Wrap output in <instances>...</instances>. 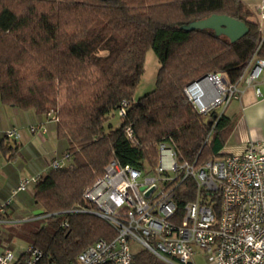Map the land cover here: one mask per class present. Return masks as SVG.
<instances>
[{
    "label": "trees",
    "instance_id": "trees-1",
    "mask_svg": "<svg viewBox=\"0 0 264 264\" xmlns=\"http://www.w3.org/2000/svg\"><path fill=\"white\" fill-rule=\"evenodd\" d=\"M213 14L243 21L247 33L231 42L212 30L186 28ZM251 15L242 0H0V100L56 113V138L70 154L68 165L43 172L31 191V210L56 214L27 230L0 229V248L17 237L39 247L45 264H72L87 245L114 236L95 215L61 213L93 207L83 191L112 159L154 163L161 139L190 162L224 154L236 117L223 112L212 127L183 90L207 72L225 71L237 81L249 59H264V36ZM148 49L160 64L155 87L134 99ZM122 101L126 113L113 128L106 123ZM0 149L10 158L18 154L3 143ZM183 187V201L193 199L192 182ZM134 263L163 264L144 251Z\"/></svg>",
    "mask_w": 264,
    "mask_h": 264
},
{
    "label": "built area",
    "instance_id": "built-area-1",
    "mask_svg": "<svg viewBox=\"0 0 264 264\" xmlns=\"http://www.w3.org/2000/svg\"><path fill=\"white\" fill-rule=\"evenodd\" d=\"M259 30L264 36V27L259 25ZM246 88L258 98L264 96V59H249L237 81H231L225 71L207 72L183 91L192 108L213 127ZM127 106V101L121 102L119 116L125 115ZM46 119L56 122L58 117L49 111ZM126 133L133 139L130 126ZM18 134L17 128L5 131V137L13 141ZM155 150V162L142 166L112 159L83 191V199L93 207L75 206L61 212L95 215L114 230L112 238L87 245L72 264H135L134 256L140 251L163 264H194L198 251L209 264H264V145L249 141L240 152L201 163L196 158L183 159L170 139L158 141ZM69 159L65 152L47 167L60 168ZM41 174L20 179L13 193L32 191ZM188 180L194 198L183 201L181 190ZM9 203H0V224L9 219L5 209ZM54 214L43 212L34 218ZM67 225L62 221V227ZM18 241L0 248V264H45L39 247ZM133 244L140 249L133 251Z\"/></svg>",
    "mask_w": 264,
    "mask_h": 264
},
{
    "label": "crops",
    "instance_id": "crops-1",
    "mask_svg": "<svg viewBox=\"0 0 264 264\" xmlns=\"http://www.w3.org/2000/svg\"><path fill=\"white\" fill-rule=\"evenodd\" d=\"M242 2L252 13L250 19L258 22V25L261 27H264V19L262 18V15H264V0H242ZM237 101L241 104V112L238 113L236 110H232L230 113H226V111L224 113L228 116L236 117L235 126L230 137L233 136L236 139V144L239 145L237 152H240L249 141L258 142L264 139V96L258 98L254 95L251 88H246L240 99ZM5 120L7 123H4ZM32 126L36 127V130L31 131L30 127ZM10 128H17L19 130L18 138L14 141V147H12V149L16 148L18 154H16L15 157L10 158V152L7 151V153L4 154L0 149L5 159V164H0V192L4 189L5 192L7 189L11 190L17 185L19 180L24 177L38 172L42 173L40 170H35V172L33 170L30 174H23L22 171L24 168L20 164V168H18L19 170L16 171L15 174H11L10 176L8 175L7 169H13V167L9 164L20 154L19 148L24 149V145L29 146L33 141H36L38 146H42V144L44 146H51V156L45 158L46 161L60 157L64 150V148H62V146L64 147V144L56 138L55 123L48 121L45 115H39L33 110L20 111V109L16 107L3 104L0 100V133H2L5 137V131ZM24 129H26L28 133L32 134L34 137L32 141H30L28 135L27 139L29 140H22L26 138V135L24 136ZM45 135H49V137H45ZM0 143L2 142L0 141ZM28 159L29 161L27 164L25 162V164H31L32 168H36L37 160L32 163L34 158L31 155H29ZM9 178L11 180H9ZM196 254L201 255L202 253L197 252ZM193 262L195 264L194 257Z\"/></svg>",
    "mask_w": 264,
    "mask_h": 264
},
{
    "label": "rangeland",
    "instance_id": "rangeland-1",
    "mask_svg": "<svg viewBox=\"0 0 264 264\" xmlns=\"http://www.w3.org/2000/svg\"><path fill=\"white\" fill-rule=\"evenodd\" d=\"M160 64L158 61V58L153 51V49H148L145 52L144 56V71L143 74L141 75L139 82L137 83V86L135 87L134 90V99H138L142 95L150 92L151 90L154 89L155 87V81H156V74L157 70L159 68ZM232 110H236L238 113L241 112V104L237 100H232L227 109L225 110L226 113H230ZM21 111V110H20ZM47 114V113H46ZM45 114V117H46ZM6 120L4 121V123ZM121 119L119 115L117 114L116 111L110 115L109 120L107 121L106 124H111L113 128H117L120 125ZM7 123V122H6ZM55 123V122H53ZM27 129V128H26ZM24 129V136L26 135V138L22 140H29L27 139L28 137L30 138V141L33 140L32 134L28 133L27 130ZM28 135V137H27ZM49 137V135H45V137ZM3 140V141H2ZM36 140V139H35ZM0 141L7 146L8 148L14 147V141L12 139H7L3 136L2 133H0ZM259 143L264 145V139L258 141ZM36 141H33L31 145L25 146L24 149H20V154L10 162V166L13 167V169H7V173L10 176L11 174H15L16 171H18L20 168V164L22 165L23 169V174H30L31 171L34 170H40L42 173L48 170L47 164L49 163L50 160H47L45 158L50 157L52 148L51 146L43 145L38 146ZM238 146L236 144V139L232 136L227 139L225 142L222 152L223 153H235L238 150ZM62 148H64L62 146ZM61 150V148H60ZM29 155H31L34 160L32 163H34L36 160V168H32L31 164L26 165L27 162L29 161ZM5 159L3 157V154L0 151V164L4 165ZM26 162V164H25ZM47 163V164H46ZM67 164V163H66ZM68 165V164H67ZM6 171V170H5ZM9 180H11L9 178ZM10 189H7L5 192L4 190H1L0 192V203H5L7 200L10 201L9 205L5 206V209L8 210L9 212V219L6 220L4 223L0 224V229L3 231H22V230H27L29 228H33L34 226H39L41 224H45L48 220V218L42 217V218H34V213L33 210H31V207L33 205L32 201V192L31 191H20L16 194L13 193V188L9 191ZM5 192V193H4ZM19 238L15 237L14 239L11 240L9 244L6 245H14L15 242L18 243ZM15 246V245H14ZM19 244H17L16 248L18 247ZM132 250L136 251L140 249L138 245H131ZM200 252V251H198ZM194 261L195 264H209L206 260V257L203 254H196L194 256Z\"/></svg>",
    "mask_w": 264,
    "mask_h": 264
},
{
    "label": "water",
    "instance_id": "water-1",
    "mask_svg": "<svg viewBox=\"0 0 264 264\" xmlns=\"http://www.w3.org/2000/svg\"><path fill=\"white\" fill-rule=\"evenodd\" d=\"M186 28L212 30L216 35H223L231 42L243 37L248 31V27L243 21L233 19L224 14H213L193 21ZM33 213L42 214L43 210L35 209Z\"/></svg>",
    "mask_w": 264,
    "mask_h": 264
}]
</instances>
